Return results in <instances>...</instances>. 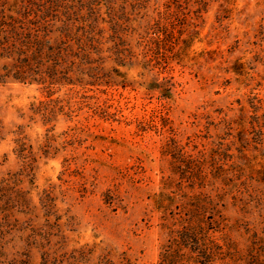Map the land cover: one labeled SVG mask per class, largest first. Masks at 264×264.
I'll use <instances>...</instances> for the list:
<instances>
[{"label": "rangeland", "instance_id": "rangeland-1", "mask_svg": "<svg viewBox=\"0 0 264 264\" xmlns=\"http://www.w3.org/2000/svg\"><path fill=\"white\" fill-rule=\"evenodd\" d=\"M30 28L54 83L4 77ZM0 40V264H264V0H0Z\"/></svg>", "mask_w": 264, "mask_h": 264}, {"label": "trees", "instance_id": "trees-1", "mask_svg": "<svg viewBox=\"0 0 264 264\" xmlns=\"http://www.w3.org/2000/svg\"><path fill=\"white\" fill-rule=\"evenodd\" d=\"M25 13L26 12H23V14H25ZM62 28L64 30H59V32L64 33V34H69V37H70L71 33H69L70 31H68L69 30L68 26L63 25ZM152 29L157 33V36L159 38L165 37V32L161 30L160 26L153 27ZM35 31H40L39 33H41V31H42V32H45L46 34L51 32V30H47V29L46 30H40V29H36V28H30V32L25 33V35H24V32H18L17 34L20 35V38H19V41H17V44H19V45L16 46V49H17L16 53L19 55L17 62L22 64L23 69H26V70H22L21 72H17L16 74H13L14 72L11 73V71H9V74L6 73L4 75L5 78L11 76L16 81H21V82L27 81L29 78H32L33 82L48 85L50 83H54L53 81H56V80L52 77V82H48L46 77L38 79V78H35V76H29L30 72L27 68H31L33 70V73H37L35 70V67H37V64H40V63L45 62V61H51V63H52L51 68L52 69L55 68L56 71H59L58 66L62 65L61 67L65 70L68 66L75 63L73 60H69V58L64 59V55H65L66 51H67V54L72 51V46H69L68 49H66L65 48L66 42H64V43L62 42V45L57 44L58 46L55 45L52 47V46H50V41L47 38L46 34H44V37H41L40 34L35 33ZM85 37L87 39L90 38L91 43L94 42L95 41L94 40V30L86 29L85 30ZM77 41H78V45L86 46L88 48V45L85 43L84 39H81V40L77 39ZM0 42H1V40H0ZM1 43L5 44L4 42H1ZM152 43L157 44L158 42L156 40H152ZM86 47L84 48L83 55H84L85 59L83 58V61L88 62L91 53L87 52ZM144 56H145L144 60H141L140 62L137 63L138 67L140 66L143 68V72L141 73V75L142 76H144V75L146 76V75H150V74L154 75L153 71H154V68L156 67V65L153 63L152 55H150V53L148 52V55H144ZM10 57L15 59L16 55H15V57L5 55L2 59L6 58V59L10 60ZM63 62H66V65L65 64L63 65ZM14 64H16V62L15 63L11 62L7 65L5 64L6 66H8L7 70H9V67L14 65ZM81 73L85 74V75L88 74L87 70H85V72L82 71ZM32 75H35V74H32ZM82 76H84V75H82ZM125 76L128 79L127 73H125ZM84 81H86V82H84ZM121 83L124 87H126L128 84V82H126V81H122ZM88 84H93V82H90V80L88 78H83L80 85H88ZM148 85L150 87L149 89H151V87L153 85H158V84L153 83V80H148ZM185 225L186 224H184L182 226V228H180L179 230H175L176 240L179 243V245H181L183 247L191 248L193 251L196 252L197 249H199V245H200L199 233H198L197 229L191 228V227L185 226ZM197 253H198V251H197ZM162 257H163L164 264H179V262L176 260V258L174 256H172L170 253H168L167 251H165V253H163ZM201 257L204 258L205 256L199 255V258H197L198 262L200 264H208V261L206 260V258L202 259Z\"/></svg>", "mask_w": 264, "mask_h": 264}]
</instances>
